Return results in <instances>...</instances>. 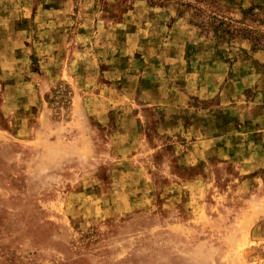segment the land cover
I'll list each match as a JSON object with an SVG mask.
<instances>
[{"label":"rangeland","instance_id":"374dc122","mask_svg":"<svg viewBox=\"0 0 264 264\" xmlns=\"http://www.w3.org/2000/svg\"><path fill=\"white\" fill-rule=\"evenodd\" d=\"M0 264H264V0H0Z\"/></svg>","mask_w":264,"mask_h":264}]
</instances>
